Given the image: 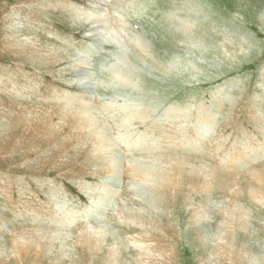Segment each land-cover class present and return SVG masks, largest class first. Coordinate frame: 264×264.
Returning <instances> with one entry per match:
<instances>
[{"label":"rangeland","instance_id":"rangeland-1","mask_svg":"<svg viewBox=\"0 0 264 264\" xmlns=\"http://www.w3.org/2000/svg\"><path fill=\"white\" fill-rule=\"evenodd\" d=\"M103 1L0 0V125L18 124L27 117L38 125L48 120L36 141L50 143L47 148L38 145L37 151L52 147L51 157L62 139L80 140L69 125L59 126L61 138L45 133L60 121L53 111L62 104L54 97L66 92L88 101L92 97L115 148V167L121 170L128 160L143 163L144 157L160 158L157 164L167 168L183 159L190 166L176 179L182 177L184 186L164 192L123 170L99 172L84 157L72 164L70 160L62 171L51 169L61 153L29 175L22 164L42 151L37 153L34 144L28 156L13 147L16 137L10 141L1 134L0 174L9 178L0 177V264H264V0ZM96 8L103 13V25L88 16ZM7 36L23 42L21 58L20 50L5 48ZM39 56L60 60L46 67L37 64ZM201 107L213 111L215 128L182 120L178 115L184 113L174 112L196 114ZM134 111L144 113L143 125L128 118ZM180 124L205 131L203 135L193 130L203 138L204 148L176 147L182 133L174 126ZM24 129L21 126L15 136ZM126 134L134 140L145 136L153 150H131L117 137ZM239 151L254 162L220 161L227 152L236 156ZM196 167L213 168L223 180L209 191L203 184L191 191L188 175ZM18 177L23 180L15 184ZM209 206L205 219L195 217ZM239 207L248 216L242 222ZM51 211L69 220L57 223ZM88 228H100V238L93 244L84 241L85 246L80 235ZM19 238L26 247L18 245Z\"/></svg>","mask_w":264,"mask_h":264},{"label":"bare ground","instance_id":"bare-ground-1","mask_svg":"<svg viewBox=\"0 0 264 264\" xmlns=\"http://www.w3.org/2000/svg\"><path fill=\"white\" fill-rule=\"evenodd\" d=\"M105 1V0H104ZM103 1V2H104ZM102 5V4H101ZM100 8V7H99ZM76 10H78V9H76ZM94 11V10H93ZM92 11V12H93ZM92 12H90V13H88L89 15V17L91 18V20H93L94 19V23H101L102 25H103V22L101 21V19L103 18V13L101 12V9H98V8H96V11H94L93 13ZM99 14L98 16H96V14ZM98 19H100V20H98ZM185 21V20H184ZM181 23V26L182 27H185L184 26V22H183V20H182V22H180ZM197 25V24H196ZM212 25H214V24H212ZM189 26V25H188ZM215 26V25H214ZM104 27V26H103ZM216 27H217V25H216ZM99 28V25H98V27H97V29ZM107 28V27H106ZM106 28H103V30L104 29H106ZM214 28V27H213ZM186 30V29H185ZM217 31V30H216ZM116 32H118V31H116ZM125 32V31H124ZM113 34V33H112ZM16 36V35H15ZM116 36V35H115ZM234 36V35H233ZM8 37V36H7ZM143 37V36H142ZM118 38V37H117ZM12 38H6V43H8L7 45H5V48H6V46L10 49V48H13V49H18V50H20L21 51V53H20V55H19V58H21L22 57V55L24 54L23 52V49H24V44H23V42L22 41H20V40H18L17 38H13L12 40H11ZM125 39V38H124ZM117 40V39H116ZM142 40V39H141ZM239 40V39H238ZM96 41V40H95ZM5 43V44H6ZM29 45H31V44H29ZM21 47H23V48H21ZM236 47V46H235ZM22 49V50H21ZM142 49H143V51L146 53V54H148L150 57H152L150 54V52H149V49L147 48V47H142ZM234 49V48H233ZM15 50V51H16ZM131 50V49H130ZM245 50V49H244ZM9 51V50H8ZM14 51V50H13ZM19 51V52H20ZM18 52V53H19ZM231 53V52H230ZM22 54V55H21ZM145 54V55H146ZM246 54V53H245ZM60 55V54H59ZM238 55V54H237ZM36 56V55H35ZM35 56H34V58H35ZM55 56V55H54ZM140 56V55H139ZM44 56H39L38 57V61H36L37 62V64H39V65H41V66H48L49 65V67H51V66H53V65H55L56 63H58V61L57 60H60V59H57L56 61L54 60V62H52L50 59H52L53 60V58H43ZM47 57V56H46ZM48 57H50V56H48ZM61 57V56H60ZM177 58V57H176ZM55 59V58H54ZM47 60H50V61H47ZM130 61V60H129ZM49 64H48V63ZM172 63V62H171ZM175 63V62H174ZM130 64V63H129ZM111 66V65H110ZM220 66V65H219ZM76 67V66H75ZM66 68V67H65ZM68 68V67H67ZM63 69V68H62ZM75 71V70H74ZM80 73V72H79ZM83 77H85V76H83ZM119 81H120V79H119ZM123 82V81H122ZM126 81H124V83H125ZM130 82V81H129ZM128 83V82H127ZM127 85V84H126ZM130 86V85H129ZM133 86V85H132ZM22 89V88H21ZM14 90V92H15V88L13 89ZM18 92H20V90H17ZM23 91V90H22ZM221 92H223L222 90H221ZM56 93V92H55ZM83 95H81V96H72V94H70V93H64V94H62V95H57V96H55L54 97V99H57V101L59 102V103H61L62 104V108L60 109V108H56L53 112H55V114H53V116H55V117H57L58 118V120H60V121H58L59 123H57L56 125H54V126H52L51 128H48L47 130H48V132H45V133H47V136H50V135H52L51 137H55L56 138V136H55V134L56 135H59V137L61 136L60 135V132H61V130L59 131V126H63V125H69L68 126V128L70 127V129L72 130V132L74 131L75 132V134L73 133V135L72 136H76L77 138H79L80 140L79 141H76V142H74V143H70L69 141H68V139L67 140H64V139H62L63 140V142H59L60 144H62V145H60V144H57L56 146H55V148L57 149V151H55L56 152V154H53L54 156H57V154H59V153H61V156L60 157H58L57 159V163L55 164V166L54 167H51V169H54V168H56V170L57 171H59V170H63L64 168H65V166H67V165H69V161L71 160V164H72V161H74V162H77L81 157H84L85 159V163L86 164H88V165H92V166H98L97 168H98V171L99 172H107V173H116V174H118V173H120L121 172V174H122V171L121 170H123V174L124 175H126V176H129L130 178L132 177V179H134V180H140L141 182H147V184H151V185H153V186H155L156 187V189L158 188V190H162V191H164V192H167L169 189H171V188H173V189H176V188H181L182 186H184L183 184H184V182L181 180L182 179V177L180 178V181H178V179H176V175H180V173H182V172H184V168H186V167H189L190 166V164L189 163H186V162H183V159H181L179 162H178V160L176 161L177 163H174V164H170L169 165V167H167V168H165L166 166H164V164H163V166L162 165H160L159 163L157 164V162H156V160L157 159H160V158H157V159H155V161H152V160H150V159H148V158H144L143 157V160H145L143 163H136V162H129V160H128V162H127V166L125 167L124 166V168H122L121 170H120V167H118V166H116L115 167V165L114 164H112V163H114V162H116V161H114V158L112 157V155L114 154V151H115V148H114V146L111 144V142H110V139H109V137H107V135H108V131H107V128H106V125L104 124V123H102L100 120H99V118H97L98 116L96 115V113H95V111H94V109H93V107H92V101L94 100L92 97H91V99H92V101H88V100H86V98H84V97H82ZM88 97V96H87ZM89 98V97H88ZM49 99V98H48ZM67 101H73V102H67ZM75 101V102H74ZM57 103V102H56ZM68 103V104H67ZM103 103V102H102ZM64 104H66V105H64ZM94 105V104H93ZM99 105V104H98ZM114 105V104H113ZM105 106V105H104ZM109 106V105H108ZM65 107V108H64ZM116 107V106H115ZM120 107H122V106H120ZM117 108V107H116ZM119 108V107H118ZM211 108V107H210ZM110 109H111V107H110ZM113 109V108H112ZM111 109V110H112ZM121 109V108H120ZM220 109V108H219ZM35 110V109H34ZM46 110V109H45ZM102 110V109H101ZM105 110V109H104ZM109 110V109H108ZM4 111V110H3ZM26 111V110H25ZM103 111V110H102ZM113 111V110H112ZM123 111V110H122ZM130 111V110H129ZM212 111V110H211ZM210 111V109L209 108H204V107H201L200 109H198V112L195 114H191V111H186V110H174V112H176V113H181V112H183L184 114H183V116L181 115V114H179L178 116L180 117V119H182V120H185L186 121V119H195V120H197V121H199V122H202V123H204V124H207V125H209V126H212V129L213 128H215L216 126H217V124H214V119H213V115H212V112ZM1 112H2V110H1ZM5 112H7V111H5ZM28 112V111H27ZM99 112V111H98ZM104 112V111H103ZM106 112V111H105ZM104 112V113H105ZM194 112V111H193ZM215 112V111H214ZM8 113V112H7ZM29 113H31V112H29ZM42 113V112H41ZM48 113H50V112H48ZM104 113H102V114H104ZM2 114V113H1ZM11 115V114H10ZM220 115V114H219ZM1 116V115H0ZM8 116H9V114H8ZM14 116H17V115H14ZM128 118H130L131 120H141V121H139L140 123L142 122L143 123V121L144 120H146L145 118H144V113H137V112H130L128 115ZM10 117V116H9ZM18 117V116H17ZM17 117H16V119H17ZM139 117V118H138ZM3 118V117H2ZM2 118H0L1 120H2ZM40 118V117H39ZM48 118H50V117H48ZM136 118V119H135ZM216 118V117H215ZM38 119V118H37ZM129 119V120H130ZM19 120V119H18ZM22 120V119H21ZM127 120V119H126ZM216 120V119H215ZM3 121V120H2ZM8 121V120H7ZM6 121V122H7ZM32 121H34V118L33 119H29L28 117L26 118V119H23L22 121H19V123L18 124H16V122L14 123V124H7V125H4V124H1L0 125V135L2 134L3 136H5V138L4 139H6L7 137H8V139L11 141L14 137H16V140L15 141H12V142H14L15 143V145H13V147L14 148H16L15 150L17 151V149L18 150H22V151H24V150H26V151H24V154L26 153V155L29 153V151H30V149L31 148H29L30 146H32V145H34V144H36L37 146H34V147H32L33 149H36V151L40 148H38V145L39 146H41V147H44V146H46V148L50 145V143L49 144H41L42 143V141L41 142H39V143H37V141H36V139H38V138H41V136H42V134L44 133V128L46 129V125L49 123L48 122V120H46V124H43V125H38L37 123H33ZM38 121H40V119L38 120ZM50 121V120H49ZM9 123V122H8ZM55 123V122H54ZM141 123V124H142ZM201 123V124H202ZM129 124V123H128ZM177 124V123H176ZM50 125V124H49ZM129 125H132V124H129ZM143 125V124H142ZM21 126H23L25 129L23 130V132L24 131H31L30 133L32 134V135H29V136H25V134L23 135V132H22V134H21V136L19 135H17V136H15L16 135V133H17V131L18 130H20V127ZM190 126V125H189ZM202 126V125H201ZM175 127V131L176 132H178V131H180L181 133H182V136L181 137H179V139H176L175 141L177 142V143H179V145H176V147H181L183 150H186V151H191V150H201L202 148H204V140H203V138L201 137V136H199V135H196V134H194V129H196V131L198 132L199 131V133H202L203 135H205L206 133H205V131H202V130H199L200 129V127H199V129H198V127H186L185 128V125H183V124H180V126H178V125H175L174 126ZM203 129V128H202ZM208 129H209V127H208ZM174 131V132H175ZM246 131V130H245ZM175 132V133H176ZM6 133H7V135H6ZM20 134V133H19ZM28 134V133H27ZM129 135H130V133H128ZM249 134V133H248ZM129 135H119V136H117V137H119V139L120 140H122L123 142L122 143H124V144H126L129 148H131V150L132 149H138V148H144V150L145 149H151V150H153L152 148L153 147H151V146H149V145H147L146 143H145V139L147 140L148 138H146L145 136L142 138V136L143 135H141V137H139V138H136V140H134V138H132L133 136H129ZM245 136H247V135H245ZM58 136H57V138H59ZM248 137V136H247ZM43 138V137H42ZM61 138V137H60ZM60 138L58 139V141L60 140ZM130 138H132V140L130 139ZM169 138L170 139H172V137L171 136H169ZM257 138V137H256ZM45 139V138H44ZM48 139V138H47ZM256 140V139H255ZM40 141V140H39ZM49 141V140H48ZM88 141H90V143H88ZM171 141V140H170ZM172 142V141H171ZM246 142H248V140L246 141ZM261 142H263V141H261ZM2 143V142H1ZM25 143V144H24ZM57 143V142H56ZM66 144V145H63V144ZM113 143V142H112ZM245 143V142H244ZM264 143V142H263ZM52 144V146L53 145H55V143L53 144V143H51ZM24 145V146H23ZM85 145L88 147V145H90L91 146V148H89V150L88 149H86V148H83V147H85ZM115 145V144H114ZM243 145V144H242ZM257 145V144H256ZM262 145H264V144H262ZM51 146V145H50ZM12 147V148H13ZM25 147H27L26 149H24ZM208 147V146H207ZM247 147V146H246ZM259 147V146H258ZM54 148V147H53ZM170 148V147H169ZM168 148V149H169ZM45 149V148H44ZM51 149H52V147H51ZM51 149H46V151L45 152H43L42 151V149H40L41 151H42V153H41V151L39 150V152L37 151V153H41V155L39 156L38 155V157H41L42 155H44V157L46 158H43L44 160H42L41 158H38L37 157V159H35L34 161H31L30 160V162H29V160H26V162H25V164H22V168H24L25 169V171H24V173L26 172L27 174H29V175H32V174H34L35 172H34V170L33 169H37L36 167L37 166H40V164H47V165H49L50 163L49 162H51V160L54 158V156L52 155L51 157L50 156H48L50 153L49 152H51ZM171 149V148H170ZM176 150H177V148H175ZM246 149V148H245ZM248 149H250V148H248ZM263 149V148H262ZM3 150H4V148L2 147V145H0V152L2 151L3 152ZM11 150V149H10ZM53 150V149H52ZM252 150V149H251ZM21 151V152H22ZM35 151V152H36ZM54 151V150H53ZM203 151V150H202ZM218 151V150H217ZM246 151V150H245ZM5 152H7V153H10V152H8V151H6L5 150ZM15 151L13 150V153H14ZM20 152V153H21ZM34 152V153H35ZM147 152V151H146ZM150 152V151H149ZM240 152V151H239ZM241 152H244V151H241ZM241 152L240 153H238V154H236V156H234L233 155V153H226V155H225V158L223 159L222 158V160H220L223 164H226L227 162L229 163V161H228V159L227 158H230L229 160L231 161V162H233L232 164L233 165H237V164H242L241 163V161L242 160H245V162H246V164H249L250 162H252L253 160L248 156V155H243V154H241ZM259 152V151H258ZM33 153V152H32ZM53 153V152H52ZM75 153V154H74ZM148 153V152H147ZM1 154H3L2 155V157H4L5 158V153H1ZM23 154V153H22ZM235 154V153H234ZM245 154V153H244ZM259 154V153H258ZM7 155V154H6ZM12 155V154H11ZM10 155V156H11ZM76 155V156H75ZM261 155V154H260ZM259 155V156H260ZM21 156V155H20ZM28 156H30L29 154H28ZM117 156V155H116ZM18 157V156H17ZM26 157V156H25ZM36 157V156H35ZM118 157V156H117ZM120 157V156H119ZM180 157V156H179ZM245 157H246V159H245ZM253 157V156H252ZM3 158V159H4ZM10 158V157H9ZM11 158H12V156H11ZM70 158V159H69ZM90 158H92V160L90 159ZM236 158V159H235ZM240 158V159H239ZM243 158V159H242ZM256 158V157H255ZM262 158V157H261ZM7 159V158H6ZM60 159L61 160H64V162H61L60 161ZM259 159V158H258ZM11 160V159H10ZM122 160V159H121ZM215 160V159H214ZM241 160V161H240ZM256 160V159H255ZM15 161V160H14ZM9 162V161H8ZM54 162V161H53ZM254 162V161H253ZM0 163H1V161H0ZM3 163H5V162H3ZM7 163V162H6ZM12 163H13V159H12ZM22 163V162H21ZM79 163V162H78ZM235 163V164H234ZM77 164V163H76ZM187 164H189V166L187 165ZM7 165V164H6ZM79 165H81V164H79ZM116 165H118L117 163H116ZM100 166V167H99ZM122 166V165H121ZM184 166H186V167H184ZM196 166V165H195ZM221 166H225V165H221ZM202 167V166H201ZM69 168V167H68ZM77 168H78V166H77ZM119 168V169H118ZM18 169V168H17ZM16 169V170H17ZM80 169H82V168H80ZM112 169V170H111ZM3 170V169H2ZM39 170V169H38ZM41 170V169H40ZM61 170V171H62ZM11 171V170H10ZM37 171V170H36ZM88 171V170H87ZM191 172H189L190 174L188 175V179H189V187L191 188V191L192 190H195V189H197L199 186H201L202 184H203V188H204V190L205 191H209L210 189H212V187L214 186V183L216 184L217 182L219 183L220 182V180L222 181L223 180V178H220V172L218 173V171L216 172L215 170H213V168L211 169V168H209V167H207V168H199V167H196V169L195 170H190ZM8 173V172H7ZM30 173H32V174H30ZM83 173V172H82ZM185 173V172H184ZM108 174V175H109ZM188 174V173H187ZM4 175V174H3ZM113 175H115V174H113ZM112 175V176H113ZM81 176V175H80ZM122 176V175H121ZM251 176H252V174H251ZM255 176H256V174H255ZM258 176V175H257ZM0 177H3V178H6V177H8L9 178V176H2L1 174H0ZM107 177V176H106ZM191 177H193L194 178V181L191 183V181H190V178ZM196 177V178H195ZM20 177H18L17 179H18V181L15 183V184H17V183H20V182H22V180L23 179H19ZM16 179V180H17ZM197 179V180H196ZM220 179V180H219ZM258 179V178H257ZM4 180V179H3ZM15 180V179H14ZM43 180V179H42ZM132 181V180H131ZM135 182V181H134ZM133 182V183H134ZM179 182V183H178ZM5 183V182H4ZM53 183V182H52ZM9 185H10V183H9ZM23 185H24V183H23ZM134 185V184H133ZM135 185H136V183H135ZM134 185V186H135ZM140 185V184H139ZM220 185V184H219ZM222 186H224L223 184H221ZM220 185V186H221ZM13 185H10L9 187H12ZM80 186H82V185H80ZM83 186L84 187H82V189L84 190V188H86V186H85V184H83ZM87 186H90V185H87ZM96 186H97V184H96ZM18 187V185L16 186V188ZM154 187V188H155ZM219 187V186H218ZM19 190H20V188H18ZM22 189V188H21ZM116 189V188H115ZM214 189V188H213ZM227 189V188H226ZM238 189V188H237ZM11 190V189H10ZM86 190H87V188H86ZM241 190V189H240ZM23 192L25 191V190H22ZM134 191V190H133ZM25 193V192H24ZM210 193V192H209ZM234 193V192H233ZM87 194V193H86ZM246 193H243V194H241V195H245ZM7 195V194H6ZM234 195L236 196V194L234 193ZM47 196V195H46ZM101 197V196H100ZM237 197V196H236ZM8 198H10V197H8ZM49 198H51V197H49ZM225 198V197H224ZM236 199V198H235ZM107 200V199H106ZM10 202V201H9ZM93 202V201H92ZM95 203V202H94ZM100 203V202H99ZM11 204H13V203H10V205ZM211 204V203H210ZM217 204V203H216ZM97 205V204H96ZM110 205V204H109ZM100 206V205H99ZM120 206V205H119ZM210 206H212V205H210ZM210 206H209V208L208 209H202V211H199L197 214H196V218L197 219H199V220H203V218L205 219V217H207V215H208V213H209V211H210ZM95 207V206H94ZM124 207V206H123ZM15 208V207H14ZM119 208V207H118ZM31 209V208H30ZM57 209V208H56ZM129 210V209H128ZM121 211V210H120ZM27 212V211H26ZM44 212V211H43ZM42 212V213H43ZM52 212V211H51ZM126 212H127V210H126ZM125 212V213H126ZM237 212H238V210H237ZM243 211H242V209L239 207V213H238V218H239V221H241L242 222V220H243V218L244 217H248V216H244V215H242V214H244V213H242ZM16 215L18 214V212H14ZM52 213H54V214H52V215H54V220L56 219V217L58 218L57 220H56V222L57 223H60V224H64L66 221H68L69 220V216H67V215H65V216H62V215H55V212H52ZM35 214V213H34ZM119 214H121V212L119 213ZM123 215H124V212L122 213ZM132 214V213H131ZM77 215V214H76ZM79 215V214H78ZM91 215V214H90ZM129 215V214H128ZM12 216V215H11ZM50 216H51V214H50ZM86 216V215H85ZM125 216H126V214H125ZM244 216V217H243ZM52 217V216H51ZM87 217V216H86ZM128 217V216H127ZM126 217V218H127ZM131 217H133V215H131ZM32 218V217H31ZM71 218V217H70ZM73 218V217H72ZM95 218V217H94ZM136 218V217H135ZM17 219V218H16ZM33 219V218H32ZM38 219H39V217H38ZM87 219V218H86ZM131 219V218H130ZM134 219V218H133ZM210 220V219H209ZM247 220V219H246ZM207 221V220H206ZM205 221V222H206ZM34 222H35V220H34ZM62 222H64V223H62ZM141 222V221H140ZM200 222V221H199ZM41 223V222H40ZM43 223V222H42ZM69 223V222H68ZM203 223V222H202ZM240 223V222H239ZM66 224V223H65ZM245 224V223H244ZM243 224V225H244ZM249 224V223H248ZM207 225V224H206ZM246 225V224H245ZM64 226V225H63ZM87 227V226H86ZM244 227V226H243ZM42 228V227H41ZM104 228V227H103ZM102 228V229H103ZM37 230V229H36ZM96 230H98L97 228H96ZM92 231V229H89L88 228V230H85L84 232H82L81 234L82 235H80V236H82V238L80 239V242L81 243H84V241L86 242V241H90V240H92L91 241V244H93V241L95 240V238L96 237H99L100 238V236H97V235H100V234H98L99 233V231H100V228H99V231ZM22 234V233H21ZM20 234V235H21ZM24 234V233H23ZM33 234V233H32ZM19 235V236H20ZM37 234H33L32 236H35V237H37L36 236ZM106 235V234H105ZM18 236V235H17ZM23 236L24 235H22V238H23ZM25 237V236H24ZM27 237V236H26ZM46 237V236H45ZM106 237H108V236H106ZM22 238H19L21 241H19L18 242V245H22L23 247H26V246H24L23 244L24 243H26V241H25V239H22ZM29 238H31V237H29ZM102 238V237H101ZM103 238H105V237H103ZM33 239V238H32ZM35 239V238H34ZM79 239V238H78ZM52 240V239H51ZM50 240V241H51ZM100 240V239H99ZM39 241H40V239H39ZM96 241H98V240H96ZM104 241V240H103ZM137 242V240L135 241V242H133V243H136ZM27 243H29V242H27ZM61 243V242H60ZM75 243V242H74ZM103 243H105V242H103ZM34 244V243H33ZM52 244V243H51ZM63 244V243H62ZM85 244V243H84ZM32 245V244H31ZM35 246V245H34ZM39 245H36V247L39 249V247H38ZM71 246V245H70ZM75 246V245H74ZM85 246H86V244H85ZM84 246V247H85ZM89 246V245H88ZM108 246V245H107ZM30 247V246H29ZM32 247V246H31ZM49 247V246H48ZM111 247V246H110ZM52 248V247H51ZM89 248V247H88ZM23 249H25V248H23ZM69 249H70V247H69ZM68 249V250H69ZM21 250V249H20ZM68 250H67V252H68ZM112 250V249H111ZM21 251H23V250H21ZM70 251V250H69ZM87 251V250H86ZM141 252H144V251H142V250H140ZM3 252V251H2ZM18 252V251H17ZM25 252H26V250H25ZM112 252V251H111ZM149 252H151V250L150 249H148L147 251H145V253L146 254H148V255H150L149 254ZM5 253V252H4ZM88 253V252H87ZM70 254H72V253H70ZM24 255V254H23ZM2 256H3V254H2ZM6 256V255H5ZM247 256V255H246ZM243 257V256H242ZM109 258V257H108ZM146 262V261H145ZM148 262V261H147ZM149 264V263H148ZM251 264V263H250Z\"/></svg>","mask_w":264,"mask_h":264}]
</instances>
